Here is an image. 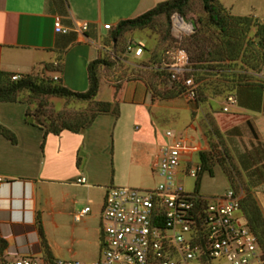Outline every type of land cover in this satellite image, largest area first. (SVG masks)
I'll return each mask as SVG.
<instances>
[{
  "label": "crops",
  "instance_id": "obj_1",
  "mask_svg": "<svg viewBox=\"0 0 264 264\" xmlns=\"http://www.w3.org/2000/svg\"><path fill=\"white\" fill-rule=\"evenodd\" d=\"M223 1L221 4L233 15L253 16L264 24V0H252L246 10L238 6L243 0ZM162 2L165 0H0V83L1 79L14 75L45 73L59 77L63 86L75 92H85L89 86V64L104 55L113 57L117 65L100 69L97 101L119 104L120 117L114 129V158L117 146H123L118 143L120 138L121 142L126 139L131 146L128 154L132 165L140 162L138 153L142 145L136 140H144L143 149L147 148L148 141H152L145 142L148 132H139L143 128L140 125H136L137 132L133 133L120 127L129 122L126 114L132 116L134 123L143 119L154 129L155 141L148 145L155 149L156 156L159 147L168 140L166 133L156 135L155 120L178 121L183 127L180 134L188 138L186 160L178 173V180L185 187L189 164H195L194 158L199 160L200 152L206 148L202 139L206 107L203 102L190 101L185 96L169 100L155 97L146 75L134 68L141 66L136 64L140 58L129 61L127 51L120 49L129 35L138 43L144 42L136 33L138 30L125 32L115 39L121 22L136 19ZM57 19L69 29L68 33H56ZM81 22L89 23L85 33L75 30V24ZM105 25H111V29L106 30ZM147 53L142 55L143 61L152 57ZM120 62L123 66L133 67L125 65L120 75L117 71ZM103 85L107 88L105 94ZM232 96L237 99L235 105H229L226 99L224 102L210 99L206 104L215 128L229 145L235 164L245 179L247 192L255 196L264 212V81L241 86ZM18 106L21 112H18ZM18 114L20 116L13 119ZM24 118L23 105L0 104V127L10 130L17 139L13 144L0 134V176L6 179L0 185V237L6 242L5 250L70 260L67 258L77 255L75 247L84 244L91 254L96 252L92 256L96 258L94 262L98 261L103 204L107 188L115 184L116 176L112 182H106L97 169L98 164L103 163L100 152L106 145L107 125L103 121L96 124L102 118H110V114L99 116L93 127L85 132L63 131L60 135L46 137L38 128L26 124ZM93 135L92 153L97 155L95 170L90 160L88 165L87 159L89 140ZM84 155L86 161L82 158ZM154 159L155 156L148 155L150 177ZM81 177L86 179V184H77ZM153 177L158 181L155 175ZM86 207H90L91 212L75 220Z\"/></svg>",
  "mask_w": 264,
  "mask_h": 264
},
{
  "label": "built area",
  "instance_id": "obj_2",
  "mask_svg": "<svg viewBox=\"0 0 264 264\" xmlns=\"http://www.w3.org/2000/svg\"><path fill=\"white\" fill-rule=\"evenodd\" d=\"M104 28L110 30L111 25ZM88 29V22L75 24L77 31L85 33ZM55 31L66 34L69 29L57 19ZM127 53L140 58L144 50L129 44ZM165 67H169L171 81L181 82L185 87L184 96L197 101L198 87L192 75L186 76L193 72L187 62L174 57L172 64ZM20 78L14 75L11 79ZM54 79L59 81L57 76ZM227 103L235 105L237 99L231 95ZM166 138L167 143L159 147L152 165V173L158 178L154 188H107L98 261L48 259L5 250L0 254V264H264V251L243 216L241 198L233 190L212 199L198 192H187L178 180V173L188 138L171 130L166 132ZM200 169L198 164L189 166L187 176L197 179ZM5 180L0 176V185ZM86 182L84 177L77 179V184ZM90 212V207L84 208L75 220Z\"/></svg>",
  "mask_w": 264,
  "mask_h": 264
},
{
  "label": "rangeland",
  "instance_id": "obj_3",
  "mask_svg": "<svg viewBox=\"0 0 264 264\" xmlns=\"http://www.w3.org/2000/svg\"><path fill=\"white\" fill-rule=\"evenodd\" d=\"M251 1L252 0H243L242 4L238 5L239 9H249ZM223 2V0H219V3ZM202 3V0H191L184 17L177 12L173 13L169 19H167L165 15L159 17L152 23L150 28L138 30L136 32L142 36L144 42L138 43L135 38L129 35L121 43L120 49L124 52L125 50L127 51L129 44L134 46L139 45L144 50V56L146 55L145 52H148L147 55L149 56L157 55L156 57L162 56L163 58H166L164 59L166 66L172 64L174 57H180L181 60L185 62L189 57V59H191L196 65L200 64L204 65V67H209L201 74L202 79L198 82L201 92L200 96L205 100L203 105L206 107V115L204 116L202 123V139L206 148H204L205 151L200 152V160H198L197 157L194 158L195 164L199 163V166L201 167L199 173L202 175L198 193L204 197L212 199L226 194L229 190H233L235 194L242 199L245 196L248 187L230 153L229 145L225 142V139L218 132L217 128H215L210 110L208 111L209 106L206 103L210 99H220L224 102L223 100H227L228 97L234 94L237 85L263 82L262 71L264 64L258 71H255L250 69L251 67L249 63L260 62L264 59V46L260 42V38L257 36V28L255 27L244 39L245 41L242 50L243 52L246 51V58L244 57V53H242L241 57L237 60L227 59L229 58L228 56L221 57V54L225 52V37L220 32V29L212 24ZM223 14L225 17H228L229 15L227 11L223 12ZM181 18L189 28H180L177 24V20ZM209 51L212 53H209ZM129 55L130 54L126 55L127 60L136 61V58ZM142 57L136 62V64L140 63L141 66L137 65L134 66V68L141 70L143 76L146 75L152 85L151 88L153 89L157 84H160V82L164 86L158 91H162L166 87H169L168 81L163 78L159 82L154 73L155 71L151 69V66L157 61V58L152 57L143 61L144 58ZM110 59L117 65V62H115L113 57L110 56ZM244 59H246V61ZM123 64L124 63H120L117 66V71H119L120 75L125 69V65H128L129 68L133 67V65L125 64L123 66ZM165 65L163 66L165 67ZM210 66H214V68H210ZM36 76L38 83H46L47 80H52L53 77L45 73H38ZM106 90L107 88L105 89L103 85L104 94L106 93ZM158 91L156 94H154L155 91L151 92L159 98L157 94L161 93ZM182 100L187 101L184 98H182ZM13 103L23 105L25 107V116L28 113L29 120H35V117H37L42 122L36 121L41 123L43 125L42 127L45 129L49 128L52 122H54L56 126L62 127L64 122L71 123L74 120L86 121L95 112L94 104L89 102L67 100L53 96L40 97L34 95V93L28 90L22 91L18 94L17 101ZM17 108L18 112H21V107L18 106ZM218 109L219 108H217V110ZM1 114L3 115L4 113ZM126 115H129V122L120 127L127 128L133 133L134 131L137 132L135 128L136 125H140L143 128L139 132H144V130L148 132L146 133L147 137L145 142L150 139L153 142L155 141L154 129L150 128L143 119H141L140 122L134 123L132 116L130 114ZM17 116L19 117L20 115H15L13 119L18 118ZM119 117L120 114L118 117L110 115V118H102L103 120H99L98 124H96L100 125L103 121L107 125L106 145L105 148H101L102 151L100 152L103 163H99L97 169L103 175L102 179L104 178L106 182H112L113 177L116 176V182L115 184L112 183L111 186L114 184L113 186H127L137 189L154 188L158 184V181L153 179L154 177L151 169L150 172L153 178L149 176L147 168L148 155L151 156V158L155 156V159L152 160L153 163L156 160V152L154 153L155 149L148 145L152 141H148L147 148L143 149L144 140H136L137 142H141L142 145L140 146V151L138 153L140 155L138 156L140 162L138 161L137 165H132L129 162L130 154H128L131 146L126 139L121 142L120 138L118 143L123 146H117L116 157L114 158V129L116 128V122L119 120ZM155 125L157 132L156 135L158 136L160 134L165 135L167 130H172L176 135H179L183 129L181 123H178V121L175 123L173 121H165L164 119H160V121L155 120ZM96 129L97 128L95 127L94 130ZM89 141L90 151L87 157L88 165L90 160L91 165L93 163V170H95L96 166L94 165V162L97 161V155L92 153V145L95 144V136L93 135ZM82 158L86 161L85 155ZM184 159L186 160V158ZM189 165L192 166L193 163L191 162ZM97 175L99 176V174ZM196 182L197 179L191 177L186 180L185 188L187 192H197L195 189ZM75 251L77 252V255L67 259L78 260L81 262H94L96 260V258L92 256V254L96 252L94 251V253L91 254L90 249L84 244L77 245Z\"/></svg>",
  "mask_w": 264,
  "mask_h": 264
},
{
  "label": "trees",
  "instance_id": "obj_4",
  "mask_svg": "<svg viewBox=\"0 0 264 264\" xmlns=\"http://www.w3.org/2000/svg\"><path fill=\"white\" fill-rule=\"evenodd\" d=\"M191 0H169L158 4L152 10L146 12L136 19H131L127 21H123L119 24L117 28V32L115 35V39H118L125 32L131 30H145L150 28L152 23L158 19L159 17L165 15L167 19L173 13H179L182 17L185 16L186 10L190 4ZM203 8L208 13L209 19L214 26L220 29V32L225 37V47L221 54V57H229L227 59L237 60L241 57V54L244 53V57L246 56L245 52H243L242 48L244 45V39L247 37L249 32L253 28H257V36L260 38V42L264 46V24L260 23V21L253 16H235L229 10H227L219 1L217 0H202ZM227 11L229 13L228 17H225L223 12ZM223 50V51H224ZM184 51V50H183ZM126 52V50H125ZM186 53V52H185ZM209 53H212L209 51ZM153 55L152 57L157 58V61L153 63L151 69L154 70L156 74V78L159 80L165 79L168 81L169 87H166L162 91L161 87L164 85L157 84L153 89L152 85L148 80L149 89L156 94V92H160L161 94H157L159 98L169 100L183 97L185 95V87L181 82L171 81V74L169 72V67H164V59L162 56ZM151 57V58H152ZM243 57V58H244ZM141 58V57H140ZM246 58V57H245ZM110 56L104 55L101 59L95 60L91 62L88 66L89 73V86L87 91L85 92H75L68 87L63 86L60 81H56L54 77L52 80H47L46 83H38L36 80V75H27L22 76L18 81H13L11 78L1 79L0 83V103H13L17 101V95L22 91H30L34 93L36 96L44 97V96H53L64 98L67 100H75L82 102H89L94 104L95 109L94 113L86 120H74L71 123L64 122L62 127H58L54 122L51 123L50 127L45 129L43 128L40 121L37 117L35 120L28 119V113L25 116V123L38 128L40 131L44 132V136L46 137L49 134L60 135L63 131H70L72 133H81L87 129H89L96 119L102 115H113L118 117L120 114L119 104L113 102H101L97 101V97L100 90V69L101 68H112L116 65L112 60L110 61ZM246 61V59H244ZM173 61V60H172ZM187 66L193 71L191 74H187L186 76H193L194 82L197 85L198 91V101L204 102L200 96V89L198 82L202 79V73L207 70L209 67H204V65H196L187 58ZM121 63V62H120ZM248 63V62H247ZM113 64V65H112ZM250 69L258 71L264 64V59L260 62L249 63ZM166 66V65H165ZM210 68H214V66H210ZM12 81V82H11ZM164 82V81H163ZM250 84L237 85L236 90H238L241 86H247ZM158 88V89H156ZM235 93V92H234ZM153 94V95H154ZM155 96V95H154ZM157 97V96H155ZM197 101V102H198ZM38 122H37V121ZM36 121V122H35ZM0 134L11 141L13 144L17 143L16 136L7 128L0 127ZM200 160V159H199ZM81 159H78V165H80ZM212 174V172L210 171ZM202 175H198L197 182L195 184L196 191H199L200 188V180ZM241 210L244 218L248 222L249 226L252 228L254 233L257 235L260 245L264 251V212L258 203L257 199L251 192H246L245 196L241 199ZM44 238V235H43ZM6 249V242L0 237V254L3 253Z\"/></svg>",
  "mask_w": 264,
  "mask_h": 264
},
{
  "label": "bare ground",
  "instance_id": "obj_5",
  "mask_svg": "<svg viewBox=\"0 0 264 264\" xmlns=\"http://www.w3.org/2000/svg\"><path fill=\"white\" fill-rule=\"evenodd\" d=\"M177 24L183 29L189 28V26L185 22H183L181 19L177 20Z\"/></svg>",
  "mask_w": 264,
  "mask_h": 264
},
{
  "label": "clouds",
  "instance_id": "obj_6",
  "mask_svg": "<svg viewBox=\"0 0 264 264\" xmlns=\"http://www.w3.org/2000/svg\"><path fill=\"white\" fill-rule=\"evenodd\" d=\"M60 81V80H59Z\"/></svg>",
  "mask_w": 264,
  "mask_h": 264
}]
</instances>
